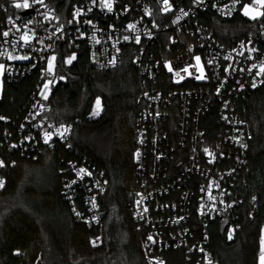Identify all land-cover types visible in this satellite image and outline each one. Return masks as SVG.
<instances>
[{
    "label": "built area",
    "instance_id": "obj_1",
    "mask_svg": "<svg viewBox=\"0 0 264 264\" xmlns=\"http://www.w3.org/2000/svg\"><path fill=\"white\" fill-rule=\"evenodd\" d=\"M10 1V7L0 5L7 14L0 21L3 81L16 86L33 76L34 84L19 119L5 121L9 128L0 140V161L4 162L0 190L6 183V162L14 163L12 153L36 159L45 146L71 149L68 139L73 124H57L43 117L49 107L41 92L44 83L51 81L49 97L57 83L58 58L68 66L67 58L77 55L84 43L90 65L109 70L129 55L143 108L133 124L137 189L128 215L140 239L143 262L218 264L210 250L209 227L215 221L225 223L227 240L240 230V176L253 138L241 104L264 85V15L252 19L243 10L248 5L264 13V4L257 0H203L202 4L169 0L172 9L165 12L163 0H111L109 12L101 0H76L66 21L55 23L45 0L43 4L28 0L27 9L15 7L24 0ZM77 9L81 15L74 17ZM237 16L258 27L224 45L214 35L213 20L229 21ZM88 20L92 23H85ZM25 33L28 43L22 38ZM9 54L29 59H9ZM51 56L56 59L53 73H48L45 69ZM199 66L204 79L196 78L201 74ZM96 116L91 112V118ZM45 133L51 134L48 143ZM81 168L86 171L78 176ZM63 169V195L74 217L96 229L88 241L91 247H99L105 234L101 204L108 192L107 179L81 157L65 159ZM79 194L81 210L76 203Z\"/></svg>",
    "mask_w": 264,
    "mask_h": 264
},
{
    "label": "trees",
    "instance_id": "obj_2",
    "mask_svg": "<svg viewBox=\"0 0 264 264\" xmlns=\"http://www.w3.org/2000/svg\"><path fill=\"white\" fill-rule=\"evenodd\" d=\"M74 1L45 0L51 20L66 21ZM10 2L0 0V5L10 7ZM6 15L0 10V21ZM257 27L256 22L239 16L229 21L215 19L212 23L214 35L224 45ZM76 57L66 67L58 58V80L46 101L49 109L43 114L47 121L73 124L68 139L71 149L45 146L36 159L15 152L10 156L13 165L6 162L3 168L6 183L0 190V264H111L106 256V232L102 245L91 247L88 240L97 233L96 229L74 217L63 195L64 161L73 157L85 159L104 173L108 192L102 198L103 219L107 217V205L114 204L122 232L120 250L124 264H144L140 239L128 215L137 189L133 124L143 108L136 71L129 55L113 69L96 70L88 61L84 43L79 45ZM33 84V76L20 80L16 86L3 81L0 116L5 119L0 120V140L9 128L5 121L19 119ZM96 98L101 110L91 118ZM241 106L253 138L240 176V230L227 240L225 223L210 224V250L218 264H257L264 225V85L248 95ZM76 203L83 209L80 194Z\"/></svg>",
    "mask_w": 264,
    "mask_h": 264
},
{
    "label": "snow or ice",
    "instance_id": "obj_3",
    "mask_svg": "<svg viewBox=\"0 0 264 264\" xmlns=\"http://www.w3.org/2000/svg\"><path fill=\"white\" fill-rule=\"evenodd\" d=\"M38 3L40 4H43V0H37ZM196 3L198 4H202L203 3V0H195ZM258 3H261V4H264V0H257ZM163 4L165 5L164 7V11L167 12V11H170L172 9V4L169 3V0H163ZM101 5L103 7H106L108 9L109 12L112 11V2L111 0H101ZM214 6V5H213ZM15 7L16 8H20V7H23L25 9H27L29 7V4H28V0H24V3L21 5L20 3H16L15 4ZM89 11H91V9H89ZM181 11L183 12V10L181 9ZM243 14L245 16H249L251 17L252 19H256V17L258 15H264V13H256L254 12L252 9H250V7L248 5H245L244 6V10H243ZM81 15V12L79 9L76 10V12L74 13V17H78ZM184 15H187V13H184ZM29 23H31V21H29ZM69 23H71V21H69ZM85 23H89L91 24L92 22L90 20L88 21H85ZM129 28H134V25H129ZM4 36H7L8 33L5 32L3 34ZM25 41V43H28L29 42V36L27 35V33H25V35L22 37ZM125 40H128L129 37L128 36H125L124 37ZM136 42L137 43H140V37L139 36H136ZM9 59H15V60H27L29 59L28 56H12L11 54H9L8 56ZM76 55L75 54H72L71 56H69L67 58V60L65 61L67 64H72V62L76 59ZM56 57L55 56H51L50 58H48V64H47V68L45 69L48 73H53V69H54V64H53V61H55ZM196 61H197V65L200 64V57L197 56L195 57ZM167 66V65H166ZM33 67H35V65H33ZM255 67V65H254ZM186 70V69H185ZM169 71H172L171 67H169ZM3 72H4V65L3 64H0V76L3 75ZM261 72H264V64L261 65ZM200 76H197L196 78L197 79H204L205 76H204V72H203V69L201 68L200 69ZM61 80L64 79L63 76L60 77ZM51 84V81H47L44 83L43 85V91L41 92V95L44 99H47L48 98V92H49V85ZM253 87H256V84L255 82H253L252 84ZM97 110L93 112V115H98L99 114V105H100V101L97 100ZM5 117L3 116H0V120H4ZM51 138V134L50 133H45V143H48V140ZM242 147H247V145H241ZM13 147H15V145H13ZM205 153H208V149L205 148L204 149ZM209 155H211L209 153ZM137 156H139V152H137ZM211 162V161H210ZM4 166V162L3 161H0V167H3ZM85 169L81 168L79 169L77 175L79 176L81 173H85ZM88 175H91V173H88ZM73 183H75V181H73ZM3 186V182L0 181V187ZM253 199H255V197H253ZM93 206L95 207V204H93ZM145 211H147V209H145ZM79 215V214H78ZM231 233L229 234V239H231ZM149 240L152 239L151 236L148 237ZM261 245H262V248H261V254H260V264H264V238L261 239Z\"/></svg>",
    "mask_w": 264,
    "mask_h": 264
},
{
    "label": "rangeland",
    "instance_id": "obj_4",
    "mask_svg": "<svg viewBox=\"0 0 264 264\" xmlns=\"http://www.w3.org/2000/svg\"><path fill=\"white\" fill-rule=\"evenodd\" d=\"M256 13H260L259 10H253ZM244 15V14H243ZM259 16V15H258ZM257 16V17H258ZM248 18H251L249 16H246ZM256 17V18H257ZM2 64V63H0ZM203 69V67L199 66L200 69ZM2 87H3V75L0 76V98L2 95ZM97 100L99 98H96L92 107L91 112H94L97 110ZM100 101V100H99ZM101 110V104L99 105L98 111ZM105 232H106V249H107V258L110 261L111 264H124V257L120 250V243L122 240V232L119 227V215L118 210L114 204H108L107 205V217L105 220ZM263 238H264V225L262 229ZM16 254L18 255V251H16ZM87 264V263H84ZM257 264H260V255L258 256Z\"/></svg>",
    "mask_w": 264,
    "mask_h": 264
},
{
    "label": "crops",
    "instance_id": "obj_5",
    "mask_svg": "<svg viewBox=\"0 0 264 264\" xmlns=\"http://www.w3.org/2000/svg\"><path fill=\"white\" fill-rule=\"evenodd\" d=\"M262 229H263V227L261 228V233H262ZM261 233H260V250H259L258 256L261 254V248H262L261 239L263 238V235Z\"/></svg>",
    "mask_w": 264,
    "mask_h": 264
}]
</instances>
